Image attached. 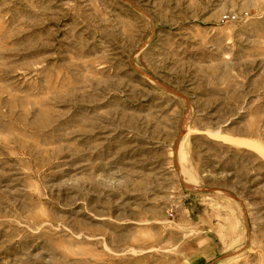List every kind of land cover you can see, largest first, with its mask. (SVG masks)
<instances>
[{
	"label": "rangeland",
	"instance_id": "rangeland-1",
	"mask_svg": "<svg viewBox=\"0 0 264 264\" xmlns=\"http://www.w3.org/2000/svg\"><path fill=\"white\" fill-rule=\"evenodd\" d=\"M0 264H264V0H0Z\"/></svg>",
	"mask_w": 264,
	"mask_h": 264
}]
</instances>
